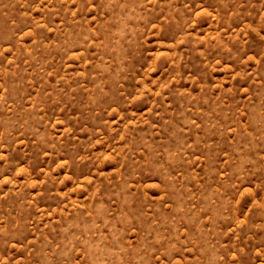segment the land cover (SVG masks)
Wrapping results in <instances>:
<instances>
[{
    "label": "rangeland",
    "instance_id": "1",
    "mask_svg": "<svg viewBox=\"0 0 264 264\" xmlns=\"http://www.w3.org/2000/svg\"><path fill=\"white\" fill-rule=\"evenodd\" d=\"M0 264H264V0H0Z\"/></svg>",
    "mask_w": 264,
    "mask_h": 264
}]
</instances>
